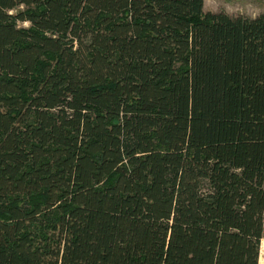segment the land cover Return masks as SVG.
Here are the masks:
<instances>
[{
	"label": "trees",
	"instance_id": "obj_1",
	"mask_svg": "<svg viewBox=\"0 0 264 264\" xmlns=\"http://www.w3.org/2000/svg\"><path fill=\"white\" fill-rule=\"evenodd\" d=\"M0 264H264V13L0 0Z\"/></svg>",
	"mask_w": 264,
	"mask_h": 264
},
{
	"label": "rangeland",
	"instance_id": "obj_2",
	"mask_svg": "<svg viewBox=\"0 0 264 264\" xmlns=\"http://www.w3.org/2000/svg\"><path fill=\"white\" fill-rule=\"evenodd\" d=\"M204 12L254 19L264 13V0H204ZM21 27L26 28L28 24Z\"/></svg>",
	"mask_w": 264,
	"mask_h": 264
}]
</instances>
